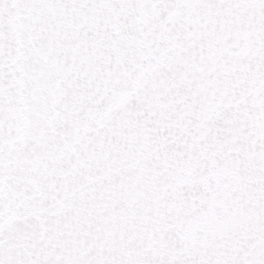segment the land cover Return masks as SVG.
I'll use <instances>...</instances> for the list:
<instances>
[{
  "label": "snow or ice",
  "instance_id": "6c2138e0",
  "mask_svg": "<svg viewBox=\"0 0 264 264\" xmlns=\"http://www.w3.org/2000/svg\"><path fill=\"white\" fill-rule=\"evenodd\" d=\"M0 264H264V0H0Z\"/></svg>",
  "mask_w": 264,
  "mask_h": 264
}]
</instances>
